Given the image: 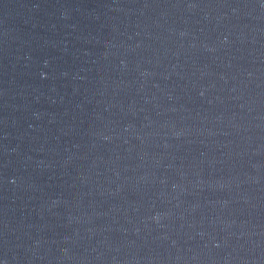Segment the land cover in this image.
Masks as SVG:
<instances>
[{
  "label": "water",
  "instance_id": "1",
  "mask_svg": "<svg viewBox=\"0 0 264 264\" xmlns=\"http://www.w3.org/2000/svg\"><path fill=\"white\" fill-rule=\"evenodd\" d=\"M0 264H264V0H0Z\"/></svg>",
  "mask_w": 264,
  "mask_h": 264
}]
</instances>
